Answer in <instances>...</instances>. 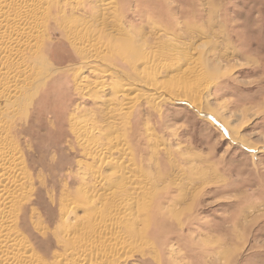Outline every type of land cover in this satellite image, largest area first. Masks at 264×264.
<instances>
[{"label":"rangeland","instance_id":"obj_1","mask_svg":"<svg viewBox=\"0 0 264 264\" xmlns=\"http://www.w3.org/2000/svg\"><path fill=\"white\" fill-rule=\"evenodd\" d=\"M2 1L0 147H10L25 171L14 214L0 209L14 244L0 242V264H264V0H38L35 14L32 3ZM24 14L36 19L19 22ZM75 19L91 24L83 43L95 49L94 63L76 44L82 28L67 31L64 22ZM158 63L154 73L140 74ZM83 76L85 85H98L79 86ZM205 76L209 89L197 84ZM115 81L134 88L123 99L131 102L124 127L128 110L114 107ZM164 86L200 94L208 115L171 102ZM105 113L122 127L120 141L104 137ZM80 119L95 129L79 131ZM225 122L258 150L235 144ZM68 158L67 170L56 171ZM131 176L133 186L123 189ZM114 193L129 204L119 223L104 224L118 210L106 202ZM112 228L123 238L104 243ZM30 231L52 236L48 255Z\"/></svg>","mask_w":264,"mask_h":264},{"label":"bare ground","instance_id":"obj_2","mask_svg":"<svg viewBox=\"0 0 264 264\" xmlns=\"http://www.w3.org/2000/svg\"><path fill=\"white\" fill-rule=\"evenodd\" d=\"M2 0H0V3H2L1 2ZM5 2H8V0L6 1V0H4ZM19 1V0H18ZM23 2H24V4H26V3H29V4H26V5H30L31 3H32V6H33V8L32 9H30L31 10V12L32 13H36V9L38 10L39 9V7H38V0H22ZM103 1V0H102ZM4 2V3H5ZM37 4H36V3ZM100 2V1H99ZM98 2V3H99ZM4 3H3V5H4ZM40 3V2H39ZM107 3V2H106ZM6 4V3H5ZM35 4L37 5V8L35 7ZM41 4V3H40ZM1 5V4H0ZM9 5V4H8ZM20 5V4H19ZM100 5H101V3H100ZM104 5H106V4H104ZM5 6V5H4ZM20 6H22V5H20ZM31 6V5H30ZM1 7V6H0ZM11 7V6H10ZM10 7H9V10H10ZM18 8V7H17ZM3 9H4V7H3ZM20 9V8H19ZM100 9L101 8H94V13L95 14H97L98 12H100ZM40 10V9H39ZM102 10V9H101ZM6 13L7 12H5V9L2 11L1 9H0V19H6ZM9 13V12H8ZM20 13V12H19ZM30 13V12H29ZM22 14V13H21ZM25 16H23V15H20V21L19 22H27L28 24H29V21H32V20H35L36 18L34 17V15H31V14H28V15H26V14H24ZM7 16H8V14H7ZM16 17V16H15ZM17 17H19V16H17ZM19 19V18H18ZM15 21V20H14ZM18 21V20H17ZM26 23V24H27ZM64 23H66V24H68L67 25V28H68V30L67 31H73L74 29H76V28H82V30L79 32L78 31V33H79V35L77 34L76 35V37H75V40L77 41V45H78V47L81 49V50H83L84 52H85V50H86V52L88 53V54H90V57L87 59V60H89L90 59V63H94V62H96V59L95 58H93V56L96 54L95 53V49L94 48H92V49H88L86 46H85V44L83 43V42H85V40H87V37H89V39H90V36H89V34H90V29H91V24L89 23V20L88 21H85V20H77V19H75V20H72V22L69 20V22H64ZM102 23V22H101ZM107 21H105V22H103L101 25H107ZM1 24V23H0ZM11 25V24H10ZM1 26V25H0ZM85 30V32H82V31H84ZM90 30V31H89ZM94 35V34H93ZM92 35V36H93ZM15 36V35H14ZM17 37H18V35H17ZM73 37V36H72ZM2 38V37H1ZM9 39V38H8ZM15 39V38H14ZM27 41V40H26ZM3 43V42H2ZM5 43V42H4ZM18 43V42H17ZM3 45V44H2ZM6 45V44H5ZM10 47V46H9ZM21 47V46H20ZM120 48H122V49H124L123 48V46L122 47H120ZM121 49V50H122ZM171 49V48H170ZM169 49V50H170ZM117 50V49H116ZM7 51V50H6ZM119 51V50H118ZM127 51V50H126ZM126 51L125 50H123L122 51V56L126 59L127 58V56H126ZM172 51V50H171ZM16 52V51H15ZM166 52L167 51H165V53L163 52V54L164 55H168V56H173L174 55V53H172V52H168V54H166ZM119 53V52H118ZM172 53V54H171ZM129 54V53H128ZM142 54V53H141ZM18 56V55H17ZM17 56H15V57H17ZM141 56V55H140ZM88 57V56H87ZM128 58H130V57H128ZM134 58V57H133ZM132 58V59H133ZM173 59L175 60V58H174V56H173ZM129 61V60H128ZM135 61V60H134ZM231 61V60H230ZM140 62V61H139ZM90 63H88V64H90ZM131 63V62H130ZM160 63H158V64H156V65H154L153 67H143L141 70H140V74H145V73H150L151 72V70L153 71V69L154 68H159V67H161L162 65L160 64ZM137 67H138V65H137ZM194 68V67H193ZM156 70V69H155ZM189 70V69H188ZM97 71H98V73H99V75H101L100 74V71L99 70H96V71H94L93 73L94 74H98L97 73ZM153 73H154V71H153ZM185 74H187V71H186V73ZM209 74V73H208ZM184 76V75H183ZM182 76V77H183ZM202 77V76H201ZM87 80V81H86ZM211 80V79H210ZM206 76H205V78L203 77L202 79H199V81L197 82V84H199V85H202V87H207L208 89H209V87H210V81ZM123 81V80H122ZM122 81H115L114 82V86L117 88L116 90H119V92H120V96H119V98H118V95L116 96L117 97V101H118V104H116L114 107H116V108H118L119 110H122V111H124L125 109L126 110H128L129 108H128V105L131 103V102H129V103H124V98H126L127 97V95H128V93H130V92H132V90L134 89V88H132V86L131 85H128V87H124L123 86V84H122ZM84 82L86 83V82H89L88 81V76H83V78L82 79H80L79 81H78V85L79 86H86L87 87V90H90L89 89V87H95V86H97L98 85V82H92V83H89V84H87V85H85L84 84ZM23 88V87H22ZM114 88V87H113ZM144 88H150V90H151V87H149V86H147V85H145L144 86ZM157 88V87H156ZM173 88V87H172ZM159 89H162V91L163 92H166L167 93V97L166 98H168V100H170L171 102H174V103H179V102H185V104L187 103L188 105H189V107L190 108H193V109H195V110H197L200 114L201 113H205V110L203 109V104H202V102L201 101H203V100H201V98H200V94H198V93H196V94H185L186 92H189V93H191L192 92V90H190V89H182L181 90V88H178V90H175L176 92L175 93H173V89L172 90H169V89H167V88H165V86L164 87H161V88H159ZM203 89V88H202ZM5 90V89H4ZM4 90L2 91V90H0L1 92H0V94H6V93H4ZM17 91V90H16ZM170 91V93H168ZM3 92V93H2ZM10 92V91H9ZM181 92H183V94L185 95L184 97H182L181 96ZM202 92V91H201ZM203 93V92H202ZM15 95H18V96H20L21 95V91L19 90ZM14 95V96H15ZM130 95V94H129ZM128 95V96H129ZM169 95V96H168ZM202 96V95H201ZM21 97V96H20ZM122 99H121V98ZM203 97V96H202ZM2 99V98H1ZM128 99V98H127ZM4 100V99H3ZM22 100V99H21ZM110 99H109V97L108 96H104V98H103V100L102 101H104L105 103H108V101H109ZM131 100H134V103H137V102H139V100L137 99V98H135V99H131ZM167 100V99H166ZM133 103V102H132ZM4 107V106H3ZM131 110V109H130ZM130 110H128V111H126L125 113H123V117H125L126 118V120L124 121V122H122V123H120L121 124V126H123L124 127V124L125 123H128V120H129V118H130ZM206 114V113H205ZM211 115H213L212 113H210ZM206 115H208V114H206ZM219 115V114H218ZM218 115H216L215 114V117H212V119L213 120H215V121H217V123L219 124V121L220 120H217V118H216V116H218ZM105 121H106V125H107V129H106V132H105V135H104V137L106 138L107 136V134H108V136H109V138L107 139V141L109 140V141H113V140H117V141H120V139H119V136H118V133H120V132H118L119 130H121V128L122 127H120V125L118 126V124L116 125V126H112V120H114L113 118L112 119H110V118H106V116H107V114L105 113ZM214 116V115H213ZM118 118V117H117ZM119 119V118H118ZM117 119V120H118ZM210 120V119H209ZM75 121V120H74ZM74 121H72V125L74 126V127H76V121L74 122ZM101 121V120H100ZM227 121V120H226ZM224 122V121H223ZM90 123V122H89ZM114 123V122H113ZM129 124V123H128ZM225 124H227L226 126H227V128L229 129V131H228V129L227 128H225V130L227 131V132H229L228 133V135H229V137L231 138V140L233 141V142H235V144H243L244 146H246L249 150H251V151H257L258 150V148H259V146H251V145H248V144H246V143H244V142H242V141H246L245 139H243L241 136H236L235 134H237V128H235L234 127V129L232 128V126H230L227 122H225ZM3 125V124H2ZM89 126V124L87 123V121L86 122H84V120L83 119H80V121H79V123H78V125H77V127H78V130L79 131H81L82 129H85V130H87V129H95V125L94 124H92V125H90V127H88ZM225 127V126H224ZM241 129V128H240ZM104 131V130H103ZM231 131V132H230ZM90 133H94V131L93 130H91L90 131ZM90 133H88V134H90ZM232 133H234V135L232 134ZM117 134V135H116ZM116 135V136H115ZM121 136V135H120ZM88 137V136H87ZM86 138V137H85ZM122 138V137H121ZM84 140V139H83ZM92 140H94V138L92 139ZM96 141V140H95ZM87 142V141H86ZM105 142V141H104ZM83 144H85V143H83ZM89 143H87V145H88ZM100 144V143H99ZM113 144V143H112ZM117 145V144H116ZM85 146H86V144H85ZM90 146V145H89ZM99 146V145H98ZM103 146V145H102ZM3 148H1V150H0V209H7V212L6 213H8L9 215H13L14 214V211H15V209H16V199L15 198H18V196H19V194H18V191L19 190H22V188L24 187V169L25 168H23L24 167V161H22V160H20L21 158L15 153V152H12V151H10L11 149H10V147H5V146H2ZM100 147V146H99ZM105 147V146H104ZM115 147V146H114ZM123 147V146H122ZM94 149H96V151H97V153L99 154V156H101V157H105V156H107V152H108V150L106 151V152H103V149L104 148H102L101 147V149H99V148H94ZM110 150V149H109ZM115 151V150H114ZM117 153L118 154H120V155H126V151H125V148H118L117 149ZM113 154V153H112ZM111 154V155H112ZM90 155V154H89ZM128 155V154H127ZM110 156V155H109ZM125 157V156H124ZM124 157H123V159H124ZM127 164V163H126ZM125 163H123V165H122V162H121V167H122V169H123V167H125V168H128V165H126ZM130 164V163H129ZM103 165V164H102ZM99 166V165H98ZM99 168V167H98ZM99 171L102 173V167H100L99 168ZM124 171H126V170H124ZM101 173H99V174H101ZM126 172H124L123 174H125ZM99 174H97V175H99ZM123 174H122V176H123ZM134 174V173H133ZM115 175V174H114ZM128 178V177H127ZM133 178L134 177H129V182H126V183H123L122 184V188L123 189H125V188H129L130 186H133L132 184L134 183H132V181H133ZM126 181L128 180V179H126V177L124 178ZM125 182V181H124ZM132 183V184H131ZM102 184H103V182H102ZM101 185V184H100ZM91 188H94V187H92L91 186ZM97 188V187H96ZM131 188V187H130ZM129 188V189H130ZM133 188V187H132ZM99 189V188H98ZM128 189V190H129ZM83 190V189H82ZM82 190H81V193H82ZM88 190V189H87ZM118 190V189H117ZM114 191H115V189H114ZM119 191V190H118ZM124 191V190H123ZM83 194H88L87 193V191H85V192H83ZM109 194H111V193H109ZM107 195V194H106ZM115 195H118V194H116V193H114V195L112 194V195H110L111 196V198H109V197H107V200H106V202H113V203H116L115 205H118V210H117V212L116 213H113V214H110V215H108L107 217H104V224H107V223H111V224H114V223H119L120 222V220L122 219V217L120 216L121 214H119L118 215V212H121L122 210L124 211V209L127 207V205L129 204V201H127L128 199H125V200H120V199H123V198H117V196H115ZM120 195V194H119ZM122 197V196H121ZM129 198V197H128ZM85 199H89L88 198V196H86L85 195ZM91 199V198H90ZM106 199V198H105ZM104 199V200H105ZM66 200V199H65ZM69 201V200H68ZM86 201V200H85ZM64 202V201H63ZM105 202V203H106ZM95 203V202H94ZM92 204V203H91ZM108 204H110V203H108ZM8 205V206H7ZM69 205H70V203H68L67 204V208H69ZM14 207H15V209H14ZM63 207V211H64V208L66 207V205H65V207L64 206H62ZM115 207H117V206H115ZM10 209V210H9ZM107 209V208H106ZM110 209V208H109ZM1 212V211H0ZM103 212V211H102ZM110 212V211H109ZM3 213V212H2ZM99 214V213H98ZM106 214V213H105ZM6 215V214H5ZM105 216V215H104ZM3 217L4 216H2V219H3ZM7 218V217H6ZM14 218V217H13ZM133 218V217H132ZM5 219V218H4ZM16 219V218H15ZM14 219V220H15ZM1 220V219H0ZM246 221V220H245ZM101 223H103L102 221H100ZM62 223H63V228H64V234L66 233V234H68L69 232H70V230H71V227H72V225L70 226V223L69 222H67V218H64V220H62ZM13 224V223H12ZM131 224V223H130ZM95 225V224H94ZM40 226V225H39ZM119 226V225H118ZM6 228V226L5 225H3V223H2V221H0V242L1 241H3L4 242V244H5V246H7V245H9V243H10V240H9V237H8V233H6L7 232V230L5 229ZM85 228V227H84ZM13 229V228H12ZM61 230H63L62 228H60ZM8 230H10V228L8 229ZM100 230V229H99ZM18 232V231H17ZM14 233H15V231H14ZM13 233V234H14ZM10 234V233H9ZM117 232H115L114 231V229L112 228V229H108V231L106 232V236L104 235V243H109V242H111L112 241V239H116V238H118V237H120V236H117ZM120 235V234H119ZM11 236H13V235H11ZM17 236V235H16ZM14 237V236H13ZM19 237V236H18ZM84 239H83V241L85 240V237H83ZM120 238H123V237H120ZM2 239V240H1ZM15 240V239H14ZM82 241V242H83ZM123 241V240H122ZM12 242V241H11ZM20 242V241H19ZM87 242V241H86ZM113 242V241H112ZM112 242H111V244H112ZM116 242V241H115ZM2 243V242H1ZM14 243H15V241H14ZM84 243V242H83ZM120 243V242H119ZM124 243V242H123ZM125 243H127L126 241H125ZM21 244V243H20ZM12 245H14V244H12ZM10 246V247H13V246ZM23 245V244H22ZM86 245V244H85ZM122 245V244H121ZM132 245H133V243H132ZM135 245V244H134ZM119 246V245H118ZM1 247V246H0ZM18 247V246H17ZM20 247V246H19ZM86 247V246H85ZM21 248V247H20ZM135 248V247H134ZM2 249V248H1ZM10 248L8 247L7 249H6V257H8L9 256V254H11L10 253V251L11 250H9ZM12 249V248H11ZM22 249L25 251V252H29V247L28 246H22ZM137 249V248H136ZM5 251V250H4ZM4 251H1L0 253L2 254V252H4ZM21 251V250H20ZM13 252V251H12ZM19 253V252H18ZM154 253V252H153ZM5 254V253H4ZM80 254V253H79ZM3 255V254H2ZM12 255V254H11ZM117 255V254H116ZM34 256V255H33ZM74 256V255H73ZM78 256V255H77ZM76 256V257H77ZM6 257H4V258H6ZM10 257V256H9ZM22 257V256H21ZM109 257V256H108ZM78 258V257H77ZM7 259V258H6ZM9 259V258H8ZM35 259V258H34ZM103 259V258H102ZM1 260V259H0ZM4 260V259H3ZM99 260V259H98ZM104 260V259H103ZM9 263V262H8ZM97 264H100V262L99 261H97L96 262ZM24 264H27V262H24Z\"/></svg>","mask_w":264,"mask_h":264},{"label":"snow or ice","instance_id":"obj_3","mask_svg":"<svg viewBox=\"0 0 264 264\" xmlns=\"http://www.w3.org/2000/svg\"><path fill=\"white\" fill-rule=\"evenodd\" d=\"M56 54L59 55V53ZM251 92H255V89L251 90ZM239 98L242 100V102H247L242 97ZM54 136L55 134H53V137ZM47 155L51 156V151H49ZM70 159L71 158L58 160L54 164V168L56 169V171H66ZM61 165H63V167H61ZM76 182L78 181H74V185ZM41 210H44L43 205H41ZM49 223H52L51 218L49 219ZM30 235L31 243L35 246V248L38 249L41 253L48 255L55 244V241L53 240L52 236L50 234H43L40 231H30Z\"/></svg>","mask_w":264,"mask_h":264}]
</instances>
